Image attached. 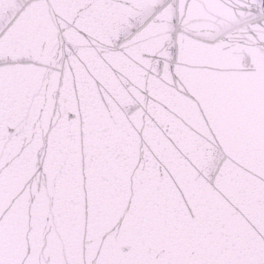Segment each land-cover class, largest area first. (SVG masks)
I'll return each instance as SVG.
<instances>
[{"label": "snow or ice", "instance_id": "obj_1", "mask_svg": "<svg viewBox=\"0 0 264 264\" xmlns=\"http://www.w3.org/2000/svg\"><path fill=\"white\" fill-rule=\"evenodd\" d=\"M0 264H264V0H0Z\"/></svg>", "mask_w": 264, "mask_h": 264}]
</instances>
